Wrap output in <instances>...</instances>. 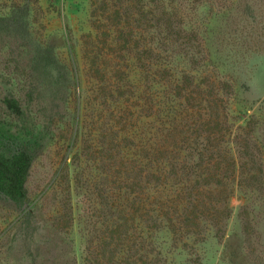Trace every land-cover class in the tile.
I'll return each instance as SVG.
<instances>
[{
  "label": "rangeland",
  "instance_id": "rangeland-1",
  "mask_svg": "<svg viewBox=\"0 0 264 264\" xmlns=\"http://www.w3.org/2000/svg\"><path fill=\"white\" fill-rule=\"evenodd\" d=\"M27 2L28 36L0 22V128L40 151L31 215L0 197V264H264V109L224 67L264 51V0Z\"/></svg>",
  "mask_w": 264,
  "mask_h": 264
},
{
  "label": "trees",
  "instance_id": "trees-1",
  "mask_svg": "<svg viewBox=\"0 0 264 264\" xmlns=\"http://www.w3.org/2000/svg\"><path fill=\"white\" fill-rule=\"evenodd\" d=\"M27 3L26 0L22 6L12 8L10 14L0 17V22H8L6 25L8 29L17 28L23 37L28 36L30 30L28 22L30 7ZM27 47L31 48L30 53H33V61H31L33 69L37 71L54 69L52 63L46 60L49 55L46 47L39 45H27ZM51 58L53 59L54 56L52 55ZM4 103L13 115L24 119V109L19 100L6 97ZM39 151L40 148L36 144L25 143L18 134H12L10 131L0 128V197L13 203L26 216L31 215V213L24 214L29 203L27 182L34 162L39 156Z\"/></svg>",
  "mask_w": 264,
  "mask_h": 264
},
{
  "label": "clouds",
  "instance_id": "clouds-1",
  "mask_svg": "<svg viewBox=\"0 0 264 264\" xmlns=\"http://www.w3.org/2000/svg\"><path fill=\"white\" fill-rule=\"evenodd\" d=\"M224 67L236 82L241 103L254 112L264 109V51L233 53Z\"/></svg>",
  "mask_w": 264,
  "mask_h": 264
}]
</instances>
